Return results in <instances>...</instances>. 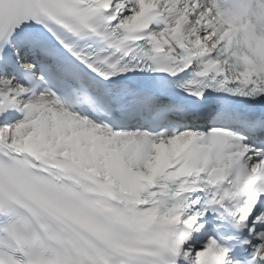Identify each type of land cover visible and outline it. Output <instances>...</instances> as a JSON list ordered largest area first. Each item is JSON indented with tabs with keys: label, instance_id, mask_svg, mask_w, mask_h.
I'll return each mask as SVG.
<instances>
[{
	"label": "snow or ice",
	"instance_id": "obj_1",
	"mask_svg": "<svg viewBox=\"0 0 264 264\" xmlns=\"http://www.w3.org/2000/svg\"><path fill=\"white\" fill-rule=\"evenodd\" d=\"M0 264H264V0H0Z\"/></svg>",
	"mask_w": 264,
	"mask_h": 264
}]
</instances>
